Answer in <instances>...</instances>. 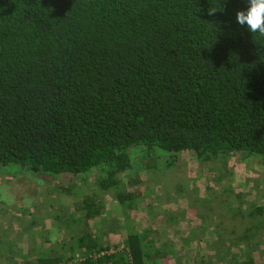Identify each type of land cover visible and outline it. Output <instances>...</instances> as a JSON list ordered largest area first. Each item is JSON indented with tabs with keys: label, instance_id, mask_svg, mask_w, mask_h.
Segmentation results:
<instances>
[{
	"label": "trees",
	"instance_id": "1",
	"mask_svg": "<svg viewBox=\"0 0 264 264\" xmlns=\"http://www.w3.org/2000/svg\"><path fill=\"white\" fill-rule=\"evenodd\" d=\"M211 6L220 0H0V164L44 174L97 168L101 190H116L130 209L136 193L119 178L133 166L134 147L149 156L157 147L187 151L203 162L235 152L264 157V37L237 22L248 0H227L214 15ZM97 194L74 203L83 218L66 220L82 227L79 264L126 256L157 264L148 231H129L128 255L106 252L94 228ZM258 228L234 242L244 252L237 264H256Z\"/></svg>",
	"mask_w": 264,
	"mask_h": 264
},
{
	"label": "rangeland",
	"instance_id": "2",
	"mask_svg": "<svg viewBox=\"0 0 264 264\" xmlns=\"http://www.w3.org/2000/svg\"><path fill=\"white\" fill-rule=\"evenodd\" d=\"M129 152L133 166L119 180L136 193L130 209L116 198V190H101L97 168L44 174L0 164V264H40L39 257L61 258L49 264H79L82 227L77 222L68 227L66 220L83 218L74 203L94 193L103 203L94 228H100L107 253L128 255L129 231H148L158 242L149 247L151 253L159 251L157 264H231L229 259L237 264L244 252L234 242L246 243L240 233L255 223L259 228L250 249L256 264H264V214L253 218L249 213L264 207V157L235 152L203 162L187 151L158 147L151 156L141 147ZM126 258L107 264H130Z\"/></svg>",
	"mask_w": 264,
	"mask_h": 264
},
{
	"label": "clouds",
	"instance_id": "3",
	"mask_svg": "<svg viewBox=\"0 0 264 264\" xmlns=\"http://www.w3.org/2000/svg\"><path fill=\"white\" fill-rule=\"evenodd\" d=\"M227 0H220L219 7L211 6L208 10L209 15H214L218 11L224 10V4ZM249 7L247 10H241L237 12V22L241 26L247 27V29L253 34L264 37V0H248Z\"/></svg>",
	"mask_w": 264,
	"mask_h": 264
},
{
	"label": "built area",
	"instance_id": "4",
	"mask_svg": "<svg viewBox=\"0 0 264 264\" xmlns=\"http://www.w3.org/2000/svg\"><path fill=\"white\" fill-rule=\"evenodd\" d=\"M113 251H109L108 253H112ZM101 254H104V253H101ZM94 257H97V255L96 254H94Z\"/></svg>",
	"mask_w": 264,
	"mask_h": 264
}]
</instances>
